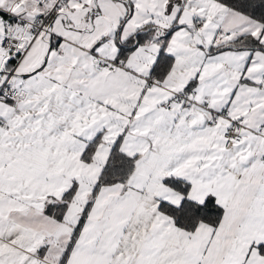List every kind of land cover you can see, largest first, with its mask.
I'll return each mask as SVG.
<instances>
[{
    "label": "snow or ice",
    "instance_id": "snow-or-ice-1",
    "mask_svg": "<svg viewBox=\"0 0 264 264\" xmlns=\"http://www.w3.org/2000/svg\"><path fill=\"white\" fill-rule=\"evenodd\" d=\"M0 264H264V0H0Z\"/></svg>",
    "mask_w": 264,
    "mask_h": 264
}]
</instances>
